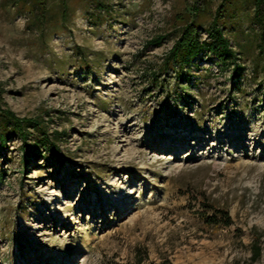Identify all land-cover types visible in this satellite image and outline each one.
<instances>
[{
    "label": "rangeland",
    "instance_id": "1",
    "mask_svg": "<svg viewBox=\"0 0 264 264\" xmlns=\"http://www.w3.org/2000/svg\"><path fill=\"white\" fill-rule=\"evenodd\" d=\"M229 1L0 0L3 101L58 148L34 150L36 129L0 145V264H248L264 246L263 34L254 0ZM214 18L233 62L163 66Z\"/></svg>",
    "mask_w": 264,
    "mask_h": 264
},
{
    "label": "trees",
    "instance_id": "2",
    "mask_svg": "<svg viewBox=\"0 0 264 264\" xmlns=\"http://www.w3.org/2000/svg\"><path fill=\"white\" fill-rule=\"evenodd\" d=\"M224 2V3H223ZM264 0H254L256 20L259 21L262 27V44L264 46V23L263 12H261V4ZM225 3H230L229 0H221L217 7L218 15L222 14ZM206 36L204 38L199 36V33L192 23L185 25L176 38L173 45L169 49L166 58H164L163 66L167 67L171 63H179V65L185 66L189 64L198 55H213L218 61L222 63L233 62L232 59L236 58V52L232 48L229 39L224 33V26H219L215 18L213 19L212 26L205 29ZM234 69L232 70V76L236 77L239 74V65L234 62ZM36 129L41 130V136L37 139H33L32 145L34 150H38L40 146L45 147L49 153H56L58 150L56 142L50 139L46 134V131L42 129L41 123L33 117H19L9 107H7L2 98V90L0 89V145L5 146L11 133L19 135V138L23 143L28 139L29 130ZM25 147V144L23 145ZM27 152V150L25 149ZM32 154V152H29ZM208 210L212 211V214L206 218L211 220L213 224L229 225L231 223V216L229 212L220 207L213 205L206 206ZM208 219V220H209ZM262 259L264 263V246L261 247L256 243L252 244V254L250 262L248 264H254L257 260ZM127 264H144L141 259H137L132 263ZM149 264H172L167 260H163L159 263Z\"/></svg>",
    "mask_w": 264,
    "mask_h": 264
}]
</instances>
